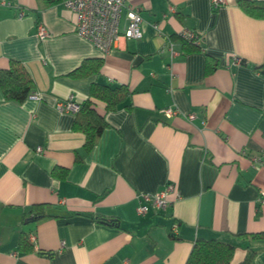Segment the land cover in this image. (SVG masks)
<instances>
[{"label":"crops","instance_id":"0c3cea01","mask_svg":"<svg viewBox=\"0 0 264 264\" xmlns=\"http://www.w3.org/2000/svg\"><path fill=\"white\" fill-rule=\"evenodd\" d=\"M241 1L264 0L216 10L209 0H125L140 11L142 37H119L102 54L75 32L63 0H0V69L21 62L40 95L16 102L0 88V264H185L197 238L231 243L233 264L248 249L249 264H264V239L250 236L264 232V78L254 69L264 18ZM183 29L200 51H182ZM94 59L98 72L71 75ZM94 82L129 97L109 112L96 102L106 126L86 152L74 113L56 103L81 104ZM167 184L171 206L138 214V195ZM37 204L45 216L31 219Z\"/></svg>","mask_w":264,"mask_h":264},{"label":"trees","instance_id":"16d2710c","mask_svg":"<svg viewBox=\"0 0 264 264\" xmlns=\"http://www.w3.org/2000/svg\"><path fill=\"white\" fill-rule=\"evenodd\" d=\"M245 13L254 17L264 18V1H241L239 2ZM199 38L187 39L179 34L174 36V40H179L184 53L200 51ZM213 58L206 55L205 72L213 69ZM101 61L98 59L85 60L79 68L71 75L91 74L98 72ZM254 69L264 78V57L260 65ZM0 88L6 100L23 102L33 93L34 82L24 66L19 61L11 60L6 69H0ZM129 97V91L124 86L111 87L110 85L92 83L89 89L88 98L79 104V109L74 113L73 128L84 135L83 149L88 152L97 143L101 131L106 126L104 115L96 111V102L104 104L105 112L114 111L124 103ZM63 173L64 170H62ZM56 175V173H54ZM63 176V175H62ZM31 219L45 216L44 205L37 204L31 207ZM98 222L105 225L117 226L116 219L97 217ZM251 237L264 239V232L250 234ZM26 242V238H21V244ZM235 247L218 238H197L192 245L185 264H233L232 257ZM254 251L247 250L243 260L238 264H249L254 256Z\"/></svg>","mask_w":264,"mask_h":264},{"label":"built area","instance_id":"2783aa9c","mask_svg":"<svg viewBox=\"0 0 264 264\" xmlns=\"http://www.w3.org/2000/svg\"><path fill=\"white\" fill-rule=\"evenodd\" d=\"M212 10L218 9L225 3V0H209ZM10 5L8 2H1ZM62 5L75 14L74 29L82 38L91 42L102 54H107L115 46L119 37L126 40H139L142 37V17L138 8L125 4V0H63ZM22 12L19 13L21 17ZM179 35L191 39L197 37L195 32L183 29ZM36 36L43 40L49 36L45 26L41 23L36 25ZM199 40V39H198ZM170 57L176 55L172 45L169 46ZM240 62V60H236ZM30 100H39L38 93H31ZM56 107L60 112L75 113L79 104L72 97L64 101H58ZM162 113L171 117L177 110L167 107L161 110ZM192 118V116H189ZM39 151V148H37ZM172 184H167L162 190L155 194L141 193L138 195L137 213L146 214L150 211L163 212L172 204L168 196L173 193ZM175 232V227L173 228ZM34 240V236L30 237Z\"/></svg>","mask_w":264,"mask_h":264}]
</instances>
